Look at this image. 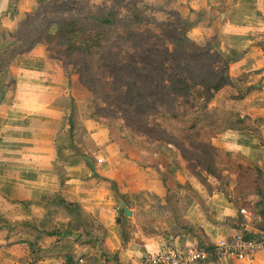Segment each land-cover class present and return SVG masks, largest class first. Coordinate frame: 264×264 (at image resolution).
Masks as SVG:
<instances>
[{
	"label": "crops",
	"instance_id": "obj_1",
	"mask_svg": "<svg viewBox=\"0 0 264 264\" xmlns=\"http://www.w3.org/2000/svg\"><path fill=\"white\" fill-rule=\"evenodd\" d=\"M37 1L0 0V53L15 44L11 33ZM148 2L189 19L188 37L198 46L211 44L234 54L229 76L243 79L250 91L240 99L238 89L224 87L212 106L249 119L254 130L223 135L213 145L228 161L264 173V0ZM46 50L38 44L28 58L10 65L14 88L2 91L0 106V194L11 202L67 210V218L59 221L60 236L29 233L22 242L8 244L1 233L0 264H63L57 240L60 250L68 252L67 264H137L144 254L200 248L240 230L251 239L264 235L244 227L239 209L245 206L229 195L234 194L236 173L224 169L215 179L194 172L172 146L153 143L140 151L130 133L95 123L87 94ZM62 131L66 138L71 134L67 142L58 141ZM58 156L70 162L62 166L64 179ZM118 218L130 225L126 243ZM46 223L54 226L49 216ZM34 245L39 249L33 253ZM202 264H264V252L251 263L213 255Z\"/></svg>",
	"mask_w": 264,
	"mask_h": 264
},
{
	"label": "trees",
	"instance_id": "obj_2",
	"mask_svg": "<svg viewBox=\"0 0 264 264\" xmlns=\"http://www.w3.org/2000/svg\"><path fill=\"white\" fill-rule=\"evenodd\" d=\"M191 27L189 19L176 10L148 0H39L11 33L15 46L0 53V106L5 101L2 91L14 88L11 63L28 58L36 45L45 44L49 59L61 61L67 75L76 74L78 84L91 93L90 119L95 123L130 133L140 151L143 145L165 140L194 172L199 169L215 179L221 178L224 169L236 173V202L251 209L247 199L259 196L264 207V173L229 163L213 145L223 135L254 130L249 119L212 106L224 87L238 89L240 99L250 89L243 79L229 76L234 54L211 44L198 46L188 37ZM169 124L176 136L167 131ZM63 133L61 143L71 138ZM59 157L64 179L62 166L70 162ZM60 204L67 209V203ZM66 211L11 202L0 194V234H5L8 244L22 242L29 233L60 236L59 221L66 220ZM46 216L52 218L55 230H40ZM257 217L259 221L251 226L264 234V212ZM118 219L126 243L130 225ZM58 243L55 249L64 253L63 264H67L68 252L61 251ZM89 245L97 246V242ZM35 249L39 248L31 247L33 253Z\"/></svg>",
	"mask_w": 264,
	"mask_h": 264
},
{
	"label": "built area",
	"instance_id": "obj_3",
	"mask_svg": "<svg viewBox=\"0 0 264 264\" xmlns=\"http://www.w3.org/2000/svg\"><path fill=\"white\" fill-rule=\"evenodd\" d=\"M98 162L101 163V160ZM229 195L234 196V194ZM239 215L244 222V227L258 221L255 209H239ZM263 252L264 242L251 239L244 230H240L232 237L220 239L212 245L188 248L183 251L168 247L156 255L144 254L137 264H202L209 261L213 255L216 258L233 257L238 261L251 263Z\"/></svg>",
	"mask_w": 264,
	"mask_h": 264
},
{
	"label": "rangeland",
	"instance_id": "obj_4",
	"mask_svg": "<svg viewBox=\"0 0 264 264\" xmlns=\"http://www.w3.org/2000/svg\"><path fill=\"white\" fill-rule=\"evenodd\" d=\"M10 38H11V35H10ZM11 40H12V38H11ZM15 43V42H14ZM42 45H45V44H42ZM13 46H15V44L13 45ZM12 46V47H13ZM46 46V45H45ZM10 48V47H9ZM46 48H47V46H46ZM168 50L170 51L171 50V48H168ZM4 51V50H3ZM2 51V52H3ZM46 52L48 53V50H46ZM49 55V54H48ZM49 57V56H48ZM56 62H58V61H56ZM60 65H61V67L63 68V65H62V62L60 61V62H58ZM63 70H64V72H66L65 71V69L63 68ZM67 76V75H66ZM72 76L74 77V78H77L78 79V76L76 75V74H72ZM79 80V79H78ZM78 82V81H77ZM79 83V82H78ZM80 84V83H79ZM164 85L165 86H168V83L167 82H165L164 83ZM80 88L82 89V91L83 92H85L86 94H87V96H88V98H89V101H91V97H92V95H91V93L89 92V91H87L85 88H83L81 85H80ZM167 131L168 132H173L172 134H173V136H176L177 135V133H176V131H175V129H172V127H171V125L169 124L168 126H167ZM167 136V134H165L164 135V137H166ZM156 144H161V145H169V146H172V145H170L168 142H166L165 140H159V141H156L155 142ZM218 149V148H217ZM219 150V149H218ZM220 151V150H219ZM221 152V151H220ZM222 155H223V153H222ZM224 156V155H223ZM224 158H225V156H224ZM226 159V158H225ZM229 162V161H228ZM230 163V162H229ZM232 163H234V162H232ZM227 167V166H226ZM231 173H233V172H231ZM253 209V208H252ZM41 227L44 229H48V230H51V229H55V226H53L52 224H49V223H46V224H42L41 225ZM227 259H235V258H233V257H226ZM236 260V259H235Z\"/></svg>",
	"mask_w": 264,
	"mask_h": 264
},
{
	"label": "water",
	"instance_id": "obj_5",
	"mask_svg": "<svg viewBox=\"0 0 264 264\" xmlns=\"http://www.w3.org/2000/svg\"><path fill=\"white\" fill-rule=\"evenodd\" d=\"M117 202H118V206L119 208H123L124 209V215L126 218H130L131 217V212L129 210H127V208L125 207V205L123 204L122 200L119 199L117 196ZM250 202L252 203V206L255 207V213L257 215L262 214L264 211V207L262 205V199L259 196H253L250 198ZM255 240L264 242V235H257L254 237Z\"/></svg>",
	"mask_w": 264,
	"mask_h": 264
}]
</instances>
